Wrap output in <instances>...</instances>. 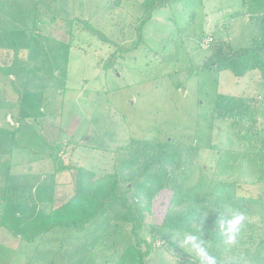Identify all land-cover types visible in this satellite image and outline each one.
Segmentation results:
<instances>
[{
	"label": "rangeland",
	"instance_id": "1",
	"mask_svg": "<svg viewBox=\"0 0 264 264\" xmlns=\"http://www.w3.org/2000/svg\"><path fill=\"white\" fill-rule=\"evenodd\" d=\"M109 1L3 0L9 2L7 7L0 3L4 30L39 29L71 45L68 53L60 55L61 65L63 56H68L66 78L51 79L46 70L41 73L45 79L38 87L46 116L35 124V133L52 145L64 141L58 166L71 162L99 175L119 174L118 194L127 204L112 203L105 215L133 242L132 228L144 224L146 229L139 236L152 246L146 264H199L194 253L173 244L182 232L165 238L155 227L165 218L164 201L176 190L197 193L196 197L220 192L262 197L257 208L244 210L248 229L234 244L224 243L216 225L212 230L204 226L198 234L216 264H264V83L259 72L238 78L229 71L218 73L204 67L211 37L234 48L252 46L256 26L248 11L251 0H173L167 8L154 11L139 48L118 57V64L106 70L105 63L119 46L138 39L135 26L142 2L123 0L121 8H114ZM80 20L90 21L116 44L107 45L81 30ZM24 35L28 42L30 33ZM4 42L0 36V44ZM12 54L0 49V64L11 63ZM19 58H24L22 53ZM0 80V128L6 127L5 116L10 112L8 129L0 130V146L8 148L1 151V163L3 157H10L6 152L13 139L8 135L19 126L13 85L22 90L24 84L17 78L11 82L1 73ZM172 154L174 163L165 166L164 177L159 178L154 162ZM51 162L15 167L13 173L23 171L42 178L53 171ZM66 175L59 188L60 203L75 189L72 173ZM4 183L0 178V198ZM149 189L160 190L153 207L143 193ZM187 203L191 209L197 204L195 198L181 201L180 213ZM145 222L155 226L147 229ZM34 248L24 243L12 264H28ZM118 250L106 244L89 264H121Z\"/></svg>",
	"mask_w": 264,
	"mask_h": 264
},
{
	"label": "trees",
	"instance_id": "2",
	"mask_svg": "<svg viewBox=\"0 0 264 264\" xmlns=\"http://www.w3.org/2000/svg\"><path fill=\"white\" fill-rule=\"evenodd\" d=\"M172 1L142 0L135 26L138 39L123 48L119 46L110 55L104 69L113 68L118 64V57L138 49L143 42L144 27L152 19L154 11L167 8ZM0 3L4 7L10 6L9 2L4 3L3 0H0ZM109 4L114 8H121L123 0H110ZM250 4L248 11L252 14L256 26L252 46L234 48L227 41L211 37L213 43L210 56L204 67L218 73L229 71L238 78H244L251 72H259L260 81L264 83V0H251ZM74 21L72 20L73 23ZM79 23L81 30L90 32L103 43L116 44L113 37L94 27L90 21L80 20ZM24 33H30L28 42L24 39ZM0 36L6 39V43L0 44V49L13 53L11 63L0 64V73L10 78L17 69L25 70L23 89L14 88L18 96L19 126L11 135L13 142L9 146L11 152L8 163H0V168L3 167L0 178L5 182L0 198V264H12L18 249L24 243L35 245L28 264H89L97 255V251L106 244L119 248L118 261L121 264H146V259L152 253V246L139 236V232L146 229L144 224L136 223L132 228L133 242L128 235L123 234L118 224H114L105 215V210L110 204H127V199L118 194L119 174L107 172L99 175L92 169L71 162L58 166L62 164L60 156L63 153L64 141L52 145L46 137L37 136L34 131L35 124L46 116L43 110L44 96L38 87L40 81L45 79L41 73L46 70L51 79H57V76L66 78L68 56H63L64 64L61 65L60 55L70 51V43L48 34L43 35L39 29L4 30L2 23ZM62 42L64 43L61 44ZM21 53L24 57L22 59L19 58ZM34 79L39 81L35 82ZM21 148L28 151L20 153L18 149ZM47 159L54 164V169L49 174L53 182L31 173H13L15 167L31 168L34 163ZM166 159L154 162L153 167L157 168L159 178L164 177V167L171 166L175 158L172 154ZM68 172L72 173L75 189L67 200L60 203L62 190L59 188L63 187L62 178L69 176L66 175ZM226 185L232 187L234 184ZM163 186L164 184L161 187ZM139 187L138 190L141 191L142 185ZM143 193L149 204L153 201V207L154 200L159 198L160 190L154 192L149 189ZM196 195L197 193L191 191L176 190L168 201H164L165 205L162 204L167 209L162 224L155 226L145 222L147 229L158 227L159 235L167 238L170 233L183 232L189 226L195 231L196 227H193L192 222L198 216L207 215L204 226L212 230L218 215L225 219H230L238 213L245 216V209H255L262 203V197L239 195L235 192L204 193L197 197ZM192 198L197 202L195 208L191 209L187 203V213L184 214L185 210L180 213L179 209L183 207H180L179 203ZM148 208L151 209V206ZM247 229L248 226H245L243 221L239 236ZM163 232L167 233V236ZM143 246L146 247L145 250Z\"/></svg>",
	"mask_w": 264,
	"mask_h": 264
},
{
	"label": "clouds",
	"instance_id": "3",
	"mask_svg": "<svg viewBox=\"0 0 264 264\" xmlns=\"http://www.w3.org/2000/svg\"><path fill=\"white\" fill-rule=\"evenodd\" d=\"M207 217V215L196 217L192 223L195 224L198 231H193L191 226H189V228L185 229L182 234H180L179 238L173 239V244L178 246L181 250L194 253L199 259V264H216V260L210 255L203 237L198 234L204 232V224ZM244 219L245 216L242 213H238L230 219H225L218 215L214 224L223 235L226 245H232L236 242Z\"/></svg>",
	"mask_w": 264,
	"mask_h": 264
},
{
	"label": "crops",
	"instance_id": "4",
	"mask_svg": "<svg viewBox=\"0 0 264 264\" xmlns=\"http://www.w3.org/2000/svg\"><path fill=\"white\" fill-rule=\"evenodd\" d=\"M24 74H25V70H21V69H17V71L15 72V74H14V76H12V77H10V79H11V82L13 81V80H15L16 78H17V80H18V82H20L19 84H21V85H23L24 84V80H25V76H24ZM4 77V76H3ZM0 82H2L3 83V81L2 80H0ZM12 84H14V83H12ZM1 85H0V90H1ZM14 87H16V88H18L15 84L13 85V88ZM19 89V88H18ZM17 98V97H16ZM18 100V99H17ZM2 104V103H1ZM4 106H6V105H4ZM7 107V106H6ZM10 107V106H9ZM10 115V112H7L6 113V116H5V126L6 127H1L0 128V130L2 131V130H4V129H7L8 128V125L6 124V121H8V119L6 118L7 117V115ZM17 115H18V113H17ZM10 120V119H9ZM5 131V130H4ZM1 134H2V132H0ZM3 135V134H2ZM8 137H9V139L11 138V134H9L8 135ZM11 143V142H10ZM0 148L2 149V150H0V154L3 152V151H5L6 149H8L7 147H5V146H0ZM2 151V152H1ZM10 153V151H8V152H6V154H9ZM3 156V155H2ZM7 156V155H6ZM49 161V163H50V160H48ZM2 163H8V161L7 160H5L4 159V157H3V162ZM34 165H39V163H34ZM51 165H52V170L54 169V164H53V162H51ZM38 168V167H37ZM35 170H36V167L34 166V168H33V170H31L32 172H35ZM23 172V171H22ZM47 173H51L50 171L49 172H47ZM49 174L48 175H46V176H43V179H48V177H49ZM51 177V176H50ZM49 181V180H48ZM49 182H53V178H52V180L51 181H49Z\"/></svg>",
	"mask_w": 264,
	"mask_h": 264
},
{
	"label": "built area",
	"instance_id": "5",
	"mask_svg": "<svg viewBox=\"0 0 264 264\" xmlns=\"http://www.w3.org/2000/svg\"><path fill=\"white\" fill-rule=\"evenodd\" d=\"M210 41H212V38H210Z\"/></svg>",
	"mask_w": 264,
	"mask_h": 264
}]
</instances>
